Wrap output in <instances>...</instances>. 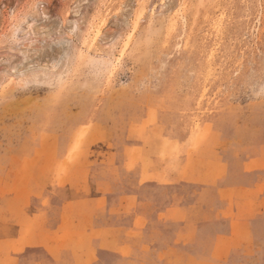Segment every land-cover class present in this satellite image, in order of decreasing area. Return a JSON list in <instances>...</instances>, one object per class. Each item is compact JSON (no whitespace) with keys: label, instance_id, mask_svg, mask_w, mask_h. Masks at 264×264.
<instances>
[{"label":"rangeland","instance_id":"rangeland-1","mask_svg":"<svg viewBox=\"0 0 264 264\" xmlns=\"http://www.w3.org/2000/svg\"><path fill=\"white\" fill-rule=\"evenodd\" d=\"M262 196L264 0H0L11 264H264Z\"/></svg>","mask_w":264,"mask_h":264},{"label":"crops","instance_id":"crops-1","mask_svg":"<svg viewBox=\"0 0 264 264\" xmlns=\"http://www.w3.org/2000/svg\"><path fill=\"white\" fill-rule=\"evenodd\" d=\"M262 157V156H261ZM260 158H256V160H258ZM252 162V160L249 161V163ZM91 203L92 206H94L93 204V200L92 201H89ZM264 203V196H262L260 199H259V202L258 204L261 205ZM68 204V203H65V205ZM237 223V221H239L238 219L235 220ZM244 221V220H243ZM244 223V222H243ZM65 234V233H64ZM64 234H60V232H58V235H60V237H63ZM39 236V235H37ZM40 237V241L37 242L36 244H34L33 247H39V248H42L44 249L47 254L55 261L56 264H72V261H74L73 259V256L72 255H69V253L66 252V249L63 247V242H57L55 241L54 237H50L51 239H47V240H42L43 237H41V235L39 236ZM241 235L239 233H231L229 234L228 238H229V241L233 243L232 246H235L236 244L235 243V239H238L240 238ZM101 238V241L99 240L98 242V249L99 250H113L109 247V245L106 244L105 241H107V236H104V235H100ZM59 243V245H58ZM104 243V245H103ZM0 244H1V256L3 258L2 260V264H11V259L14 258V254L15 253H19L20 249H13L14 246H16L17 244H19V236L18 237H15L13 240L9 239V238H4L3 240L0 241ZM120 246V244H119ZM116 250V249H114ZM90 247L87 248L85 250V252L83 253V255L86 253L88 255H90ZM71 256V257H70ZM70 260H69V259ZM72 259V261H71ZM82 259H83V256H82ZM84 262V261H83Z\"/></svg>","mask_w":264,"mask_h":264}]
</instances>
